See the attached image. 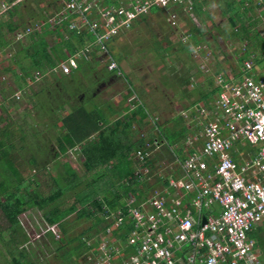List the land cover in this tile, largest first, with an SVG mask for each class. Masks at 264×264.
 Listing matches in <instances>:
<instances>
[{"label":"trees","instance_id":"1","mask_svg":"<svg viewBox=\"0 0 264 264\" xmlns=\"http://www.w3.org/2000/svg\"><path fill=\"white\" fill-rule=\"evenodd\" d=\"M17 1L19 0H0V6H13V8H16L17 5H20L19 8L22 9L25 5V12L20 10V15L22 14L20 19H29L27 21H30L33 26L39 22H47L49 19L48 9L55 5L54 0L49 1L46 5L47 0H26L22 4ZM102 1L103 5L119 7L122 0ZM255 1L224 0V5L220 7L223 16H230L231 13L235 14L230 16L228 25L223 28L225 36L231 41H236L243 34L240 39L246 38L252 42L253 47L257 48V45L263 44L262 41L264 42V40L259 33L253 35L250 33L245 25V19L242 17L243 12L252 11L255 13ZM57 5L58 7L63 6L59 2ZM258 8H261L264 15V6L259 4ZM240 10H243V12L241 13ZM157 11H160L159 7L151 9V12ZM201 13H203V9L197 4L194 16L199 15L201 17ZM6 14L0 15V42H4L6 37L2 29L4 26L10 33H14L23 24L29 23L27 21L21 23L11 20V17L15 16V12L10 11L8 18H5ZM194 16L191 18L193 19ZM148 20L149 17L144 14L137 22L141 21L148 25ZM69 23L68 20H64L60 23V26H56L60 41L54 46H49L44 38L29 37L34 38L40 47V53L38 54L30 53V51L24 53V58L30 62L32 71H42V69L48 67L54 69L67 59L69 60L70 55L75 54L77 50L91 44L92 36L87 30L70 31L67 28ZM28 29L32 30V28ZM194 30L200 31L198 27L190 28L185 35H189L192 42L190 45L181 48L182 53L188 59L191 57L189 53L194 51L199 42L195 38ZM23 34L25 36L33 35L27 30ZM65 34L68 35L67 38H65ZM121 34L110 41L109 44H106V52L100 47L93 49L88 54V58L78 60L76 70H80L83 75H90L91 79L97 83L99 80L96 78V74L101 66L97 61V56L102 55V59L108 56L107 66L102 67L105 72L111 59L121 66L120 64L125 60L123 54L125 47L122 49L118 45L121 37H124ZM174 35L172 36L168 32L166 36L159 37L158 33H153L148 41L153 42L152 47L157 56L161 57L163 55L165 57L164 55H167L168 57L172 51H175L176 41L172 40V37L178 39L175 31ZM20 52H17L18 55L21 54ZM15 57L17 56L15 55ZM162 59L165 60V58ZM260 60L261 58L258 59V63L261 62ZM9 61L13 68L15 65L20 64V61H14L13 57H10ZM116 72L117 70H113L111 73ZM172 72L175 75L178 71L173 68ZM186 73L181 74L179 78L176 75L174 77V83L180 84V86L184 85V93H187L189 87H191L190 70L188 69ZM211 75L206 77L210 84ZM23 80L25 81V78ZM32 81H35V78H32ZM205 85L208 88V83ZM129 87L127 93L123 95L124 101L120 106V108H124L125 114L113 121L109 120L101 110L87 109L84 103L88 102H82L79 94H72L64 99H61L62 96L58 97L61 100L60 108L64 113L63 118L52 124V126H48L47 130L36 132L33 139L35 145L16 146L14 138L17 134L11 128V125L7 124L2 130L0 129V214L8 223L4 230H0V249L5 256V262L0 261V264H117L118 256L122 255L117 252L119 246L120 250L125 249L124 245L128 246L123 251L124 254L129 249L134 248L133 244H128L131 234L135 230V221L130 210L134 206H140L150 196L168 188L169 177H183L184 173L180 162L184 161L187 155H183L184 143L188 141L193 124H196L191 115L185 116L184 114H181L182 123L176 119L177 114H175L165 121L159 115V122L154 124L152 113L143 102L146 94L140 93L139 95L132 90V85ZM42 91L38 92L37 97L40 96ZM215 91L213 92L215 93ZM202 96L203 98L193 102V105L198 104L206 97V95ZM131 98L133 99L130 100ZM38 100L40 105L44 107L46 102L41 99ZM89 100L91 99L89 98ZM207 103L211 104L209 101ZM44 108L48 112L47 115H50L48 107L45 106ZM128 109H131V111ZM6 111L9 112V109L5 107L4 112ZM138 117L139 120H137ZM3 120L4 117L0 115V122ZM5 121L7 120L5 119ZM135 122L138 123L139 128H134ZM54 126L57 127V132L53 136L50 130ZM144 127H152L153 130L148 132L144 130ZM19 131L22 132L20 139L24 141L26 139L24 132L27 131L22 127ZM145 132H148L147 136L142 135ZM42 134H45L47 139ZM52 139L56 140L53 142L54 146L49 145ZM46 141L48 144L45 145ZM148 145L153 146L148 148ZM177 145L179 147L175 149L174 147ZM48 146L50 150H48ZM147 148L155 150L146 162L141 161L139 158L135 159L137 151ZM18 150L23 156L28 155L27 162L30 163L29 165L32 168L33 166L38 167V171H43L46 168L40 166V156L49 155L50 152L54 151L53 159L56 160L61 157H69V153H79L84 159L83 168L85 173L97 177L90 184L94 190L86 195H82L81 191H78L74 202L70 206L64 207L63 203L67 194L79 188L81 181V177L71 163L66 161L63 165L67 177L59 176V174L57 177L53 176V184L45 190L35 179L36 175L26 177L20 171L16 161V151L18 152ZM133 162L136 163L134 169L130 167ZM146 167L148 172L143 170ZM113 177L115 180L111 179ZM61 178L63 182L60 181ZM110 186L117 187L118 191L111 189ZM131 198L135 199L134 203H131ZM170 205L171 202L167 206L170 207ZM34 214L41 216L42 224H40L42 231H44L43 235L49 239L52 249L47 247V249L38 250L35 248L32 234L36 230V225H39V221ZM73 216L75 218L70 220ZM80 221L90 222L91 225L79 234H71L70 231L73 226ZM101 236L110 238L107 248L109 259L104 258V250L101 249L100 242ZM250 236L256 239L257 247L260 249L264 260V224H256ZM124 260L125 258H123Z\"/></svg>","mask_w":264,"mask_h":264},{"label":"built area","instance_id":"2","mask_svg":"<svg viewBox=\"0 0 264 264\" xmlns=\"http://www.w3.org/2000/svg\"><path fill=\"white\" fill-rule=\"evenodd\" d=\"M186 1L130 0L120 7L68 1L66 7L82 18L69 29L87 30L93 41L62 63L61 71L76 70L78 56L88 58L95 48L106 52L107 43L131 30L154 7L164 9L169 24L177 25V7ZM259 3L264 5V0ZM1 9L8 10L4 5ZM96 10L99 19H91ZM250 57L231 79L216 76L220 90L214 105L198 106L202 148L180 162L183 177H169L168 188L130 210L135 230L128 244L134 248L124 264H264L250 236L256 224H264V66L256 64L255 55ZM202 68L210 70L207 65ZM108 69L122 74L116 61L111 60ZM152 118L154 124L160 120L157 115ZM244 144L252 150L243 151ZM148 148L137 151L136 157L146 162L155 150ZM143 170L148 172L147 167ZM105 243L104 250L109 241Z\"/></svg>","mask_w":264,"mask_h":264},{"label":"rangeland","instance_id":"3","mask_svg":"<svg viewBox=\"0 0 264 264\" xmlns=\"http://www.w3.org/2000/svg\"><path fill=\"white\" fill-rule=\"evenodd\" d=\"M26 0H19L17 2H20L19 4L24 3ZM52 2L51 0H47L45 3L48 4ZM209 3V7L207 8V12L209 14L208 16L201 15V19L196 16L194 17L193 21L198 23V26H203L204 24L207 25V27H202L203 29H210L212 27V38L211 36L206 32L205 37H203V40L206 41L202 47L206 50V55L203 56L199 47L198 50L196 49L193 54H190V59L187 58V56L182 53L181 48L184 46L190 45L192 41H189V39H184V33L188 32L190 28L193 26V22L187 19L185 17V13L183 15L179 14L178 23L175 26H172L169 24L171 29H169L168 24L166 20L161 17H158L157 19L154 18L152 15L149 16L148 25L144 24V22L137 27L135 24L134 30H131L129 33H127L119 42V47L122 49L125 47V50L123 51V54L125 56V60L122 63L121 71L125 72L127 75L125 78L128 83L133 84V89L136 91L139 95L140 93L146 94V97L143 98V102L145 105H147L149 108L153 110H159L160 117L162 116V120H169L173 114H177L176 119H178L182 123V117L181 112L186 106L185 99L188 100L189 103H193L195 99L198 98V91L196 92H187L184 93V85L180 86V84L174 83V77L179 78L181 74H187L186 72L188 69L190 70V75L200 76V72L197 70L199 67L203 71H205L202 66V63H206L208 60L210 62H214L215 60V52L224 55H221L222 59V66L224 68L231 65L233 62H238V58L241 56V59L245 57H249L243 51V49L237 48L236 46H231V42L224 40L220 38L218 35V31L215 30L213 26H226V20L222 18L219 14H217L218 9L214 3L215 0H205ZM18 7L8 6V10L5 12L4 10H0V15L7 13L5 18H8L9 12H15V16L11 17V20L19 21L21 23L26 22L27 18L20 19V10L21 12H25L26 8L25 5L20 9V5H17ZM19 8V11H18ZM205 8V7H204ZM179 9V12L185 11V12H193L194 10H191L190 7H188L187 4H183L181 8L177 7ZM55 11V10H54ZM53 12V11H52ZM49 14V13H48ZM55 15V14H54ZM53 15V16H54ZM52 16V15H51ZM52 16V17H53ZM52 17H48V21L39 22L37 25L33 26L30 21H27L29 23L23 24L21 28L17 32H11L7 33V30H5V36L8 37L13 50H7V52L2 53L0 51V62L4 61L5 59H8L11 56L16 55V50L19 48V45L26 46L27 42L29 41V37H35L37 39L45 38L47 39V42L49 41L50 46L56 45L57 41H59V37L51 34L53 32L52 25L54 21L52 20ZM51 20V21H50ZM141 22V21H140ZM256 30L264 33V21L257 22L255 21ZM32 28V30L28 29ZM160 30L161 36H166L168 32H171L170 34L172 36L174 35V31L177 33L178 39H175L172 37V40L176 41L175 51L171 54L163 55L161 57L157 56L155 51L152 49L153 42H149L148 40L152 37L153 33H155L157 30ZM27 32L33 33L31 36H25L23 33ZM164 31V32H163ZM188 36V35H187ZM190 37V36H189ZM214 37L220 41H217V43L212 42ZM20 39L19 43L18 40ZM148 41V42H147ZM219 42V43H218ZM128 46V47H127ZM215 48V49H214ZM201 49V48H200ZM187 53V52H185ZM17 58L19 59L18 55ZM162 58H165L162 59ZM22 60H24L23 57H21ZM107 58L103 59V62H105L103 65H106ZM242 62H238V64L241 65ZM192 65V67H191ZM197 65V66H195ZM209 68L213 67L210 66V64L207 65ZM176 69V74L174 75V72H172V69ZM123 72L121 75H123ZM19 73V72H18ZM14 77L11 73H3L1 71L0 67V115L4 117V120L0 122V129L2 130L7 124L11 125V128L15 130V133L17 134L16 138H14V144L16 146L24 145H35L34 143V134L39 131L47 130L48 126H52V124L57 123L58 120H62L63 118V111L59 110L57 108V102L60 101L59 98L56 99L59 94L64 95L72 92V84L66 79H63L60 85V90H57L55 87L53 88V95L48 96L49 98H46V104L50 110L54 109L55 114L54 115H47V113H44L45 110L42 108L40 104H38V99L35 97L36 91L39 90L43 86L48 85V78L45 77L46 74H42L38 76V80H36L34 83L30 82L27 83L21 79L20 73ZM205 73L204 75H206ZM83 79H80L76 75L73 76L74 80L76 81V89L80 90L81 85L78 86L80 83L78 81L80 80L84 84H88L92 86L93 88H97L99 85L94 84L93 80L91 79L90 75L84 74L82 75ZM207 76V75H206ZM45 77V78H44ZM127 77L130 78V80H127ZM186 77V76H185ZM47 78V79H46ZM72 78V79H73ZM203 79V78H202ZM28 80V79H27ZM123 80H117L112 86L107 85L105 87V92L102 93V96L100 95L98 97V101L108 99L110 97H113L114 100L117 101L122 100V96L124 93H127V89L130 88L128 83ZM29 81V80H28ZM21 87V88H20ZM75 89V90H76ZM78 90V91H79ZM103 90V89H102ZM39 92V91H37ZM80 96V95H79ZM60 97V96H59ZM89 96H86L82 101L89 100ZM101 99V100H100ZM37 100V102H36ZM88 102V101H87ZM93 102V99L90 101ZM44 106V107H45ZM98 106V105H97ZM6 109H9V112L6 111ZM96 105L95 103H92L90 105V109H95ZM48 109V110H49ZM186 109V108H185ZM180 112V113H179ZM156 115V114H153ZM5 119L7 121H5ZM202 120L203 118H200L199 121H196L194 125L192 126V129L189 133L188 141H190L192 144H200L202 141L199 139L201 138V129L202 126ZM179 122V123H180ZM20 127H22L27 132H24L26 134V139L22 141L20 137L22 136V132L19 131ZM57 127H53L50 130V133L54 136L56 135ZM47 133V132H45ZM42 136H45V134H42ZM192 137V138H191ZM43 138V137H41ZM47 139V136H45ZM186 141L184 144L189 145L190 142ZM24 142V143H22ZM43 142V141H42ZM48 144V142H45V145ZM37 148V147H36ZM48 150L49 146L47 147ZM53 152H50V154H46L41 157L40 166H45L46 168L43 169V171H38V167L33 168L29 165L30 163L27 162V156H23L22 153L18 150L16 151L18 162V168L20 171L24 174V176L29 177L31 175H36V180L40 183V186L42 189L47 190L54 182L53 176L57 177L61 176H67L64 169V163L66 161H69L73 168L76 170V172L81 177V181L79 184V188H76L74 191L67 194L63 206L68 207L70 206L74 200L75 195L78 193V191H81L82 195H86L89 192H92L94 190L93 186H90L91 182L95 178V175L93 174H86L85 169L83 168V158L80 154L75 153V158L73 155L69 153V157L67 158H59L57 161L53 159ZM137 157H135L136 159ZM39 166V165H38ZM113 171V170H112ZM103 172V171H102ZM114 174V173H113ZM114 178V177H113ZM111 178V179H113ZM61 182H63V179H60ZM45 187V188H44ZM48 192V191H46ZM80 193V194H81ZM101 195V194H100ZM99 195V196H100ZM35 215V214H34ZM33 216V215H32ZM35 218L38 219L39 225H36V230L33 231L32 237H33V243L35 245V248L38 250L44 249H52V245L49 242V239H47L43 234L44 231H42L41 224V216L35 215ZM75 216H73L70 220H73ZM41 223V224H40ZM91 224L86 223L84 221H80L77 224H75L70 231L71 234H79L83 230L87 229ZM8 226V223L6 220L1 216L0 214V230H4ZM95 232V230H93ZM104 238L102 239V241ZM104 243V242H103ZM44 244V245H43ZM47 245V246H46ZM106 243L102 244V248L106 247ZM125 247V246H124ZM123 256H118V261H123ZM105 259H109V255L105 257ZM0 261L5 262V256L4 253L0 249ZM115 261V260H114Z\"/></svg>","mask_w":264,"mask_h":264},{"label":"crops","instance_id":"4","mask_svg":"<svg viewBox=\"0 0 264 264\" xmlns=\"http://www.w3.org/2000/svg\"><path fill=\"white\" fill-rule=\"evenodd\" d=\"M68 1H70V0H54V3H55V5L52 7V8H49L48 9V13H49V16L50 17H52L54 14V16L52 17V20L54 21V23H53V27H52V29L51 30H53V32L51 33V34H53V35H55V36H57V28H56V26H60V23L62 22V21H64V20H68L70 23H69V25L70 24H72V23H74V24H76V25H80V22H81V16H80V14L78 13V12H71V10H69L66 6H67V2ZM81 2H87V3H89V4H95L96 6H101V7H104V6H107V5H103V1L102 0H80ZM112 2H114V1H116V0H111ZM123 1H127V2H129L130 0H122V1H120V6L122 5V2ZM224 0H215L214 1V3H215V5H216V7H217V9H218V12H217V14H219L220 16H222V18L224 19V20H226V23H227V25H228V20H229V18H230V16H232L234 13H231V15L230 16H223V11H222V9H221V5H224V2H223ZM235 1H237V2H239L240 0H235ZM56 2H57V4H58V2L60 3V4H62L63 6H61V7H58V5L56 4ZM185 4H187L188 5V7H190L191 8V10H194L193 12H185V11H182L181 12V15H183L184 13H185V17H187V19H189L190 21H192L193 22V26H192V28H194V27H198L199 29H200V31H195L194 30V32H195V38L199 41L198 43H197V45H196V47H195V49H194V51L197 49L198 50V47H199V50H200V52L201 51H203V52H201L202 53V55L203 56H205L206 55V50L202 47V45L206 42V41H204L203 40V37H205V34H206V32L211 36V38H212V27L210 28V29H203L202 27H207V25L206 24H204L202 27L201 26H198L197 24L198 23H196V22H194L193 21V19L191 18L192 16H194V12H195V6L197 5V4H199L200 5V7H202V9H203V13H201L202 15H204V16H208L209 17V14H208V12H207V8L209 7V3L207 2V1H205V0H187L186 2H185ZM246 4H248V3H246ZM259 0H256L255 1V6L254 7H256V11H255V13L254 12H252V11H249V12H246V13H244L243 12V10L241 11V13L243 14L242 15V17L245 19V25L247 26V28L250 30V33L253 35L254 33L256 34V33H259V35L263 38V40H264V33H262V32H260V31H258V30H256V25H255V21H257V22H262V21H264V15L262 14V11H261V8H258L259 7ZM119 6V7H120ZM264 6V5H263ZM115 7V6H114ZM205 7V8H204ZM98 7H96V9H97ZM55 10V11H54ZM98 10V9H97ZM97 10L96 11H93V13H92V15L90 16L91 17V19H94V20H96V19H99V15H98V12H97ZM100 10V9H99ZM53 11V12H52ZM6 12V11H5ZM4 12V13H5ZM52 15V16H51ZM148 15H152V16H154V18H158V17H161V18H163L164 17V19L166 20V22H167V18H168V13H166V11L165 10H162L161 8H160V11H157V12H150V13H148ZM235 15V14H234ZM147 17H149V16H147ZM195 17V16H194ZM198 18H199V20L201 19L200 18V16L198 15L197 16ZM210 18V17H209ZM140 19V18H139ZM138 19V20H139ZM138 20H136L135 22H134V25H133V27H132V29L131 30H134L133 28H135L134 26H135V24L137 25V27L138 26H140L141 24H142V22H137ZM202 20V19H201ZM51 21V20H50ZM202 22H204L203 20H202ZM167 24H168V27H169V29H171V27L169 26V23L167 22ZM69 25H68V30H70L69 29ZM214 28H215V30H217L219 33H218V35L220 36V38H222V39H224V40H227V41H229V42H231V46H236L237 48L239 47L240 49H243V51H246V52H248V54H246L247 56H249V57H245V58H243L242 59V61H240V59H241V56L238 58V62H242L241 63V65L240 64H238V62L236 63V62H233L231 65H229L228 67H226V68H224L223 66H222V59H221V55L223 56L224 55V53L223 54H220V52L219 53H217V52H215V60H214V62H210L209 60L206 62V63H200L201 64V66H203V65H208V64H210V66H213V67H211V68H209L210 70H209V72H205V71H203L202 69H200L199 67H196V68H198L197 70L200 72V76H194V75H190L191 76V79H190V82H191V87H189V90H188V92L190 93V92H196V91H198V98L197 99H195L193 102H195V101H197L198 99H200V98H203V96L202 95H206V97L201 101V102H199L198 104H195V105H193V103H189L188 102V100H186L185 99V103H186V106L184 107V109L182 110V112H181V114H184L185 116H190L191 115V117L193 118V121L194 122H196V121H199L200 120V118H203L200 114H198V112H197V108H198V106L200 105H204V106H209V104L207 103L208 101H209V103H212L213 105H214V102H215V99L217 98V93L219 92V88H217V86H216V81H215V78H216V76L218 75V74H223L224 76H226L227 78H230L231 79V77L230 76H233L234 74H236L237 73V71H239V70H241L242 69V67H243V62L244 61H246V60H248L249 58H251L250 56H253V55H255V57H253L254 58V60H255V62H256V64H261V65H263L264 66V42L262 41V43L263 44H261V45H257L258 47L257 48H255V47H253L252 46V42H250V41H248L246 38H243V39H240V38H242V36H243V34H241V36H240V38L238 39V40H236V41H231L228 37H226L225 36V34L223 33V28H225L226 26H224V27H222V26H213ZM3 29V33L5 34V30H7V33H10L9 31H8V29L6 28V26H4V28H2ZM230 29V28H229ZM131 30H129V31H127V33H129ZM71 31V30H70ZM127 33H122L121 35H124L125 36V34H127ZM156 33H158V35H159V37H163V36H161L160 35V30L158 29L157 31H156ZM169 33H171V32H169ZM187 33V32H186ZM186 33H184V36H186L185 34ZM193 34V33H192ZM6 35V34H5ZM171 35V34H170ZM189 36V35H188ZM68 37V35L67 34H65V38H67ZM57 38H58V36H57ZM5 40H4V42H0V51L2 52V53H5V52H7V50H13L12 49V45H11V43H10V41H9V39H8V37H5L4 38ZM121 39H122V37H121ZM44 40L47 42V39H45L44 38ZM59 40V39H58ZM19 41L20 40H18V43H19ZM60 41V40H59ZM92 41H93V38H92ZM189 41H191L190 39L188 40V43H189ZM217 41H220V40H218V38L216 39L215 37H214V39H213V41L212 42H214V43H217ZM58 42V41H57ZM38 42H36L35 40H34V38H29V41L27 42V44H26V46H23V44L22 45H20V44H18L19 45V48L16 50V56L18 55V51H21L20 53V55H18V57H22V55H23V58H24V53L25 52H27V51H30V53H33V54H38V53H40V50H39V45L37 44ZM219 43V42H218ZM2 44H4V45H2ZM47 44L50 46V44H49V41L47 42ZM58 44V43H57ZM119 44V43H118ZM201 48V49H200ZM95 49H97V48H95ZM153 49V48H152ZM215 49V48H214ZM65 50H67L66 48H65ZM80 50L81 49H79V50H77V52L75 53V54H72V55H70V57L69 58H71V57H74V56H77V54L80 52ZM255 50V51H254ZM194 51H192L191 53L193 54V52ZM104 56V55H103ZM13 57V59H14V61H16V60H18V61H20V64H17V65H15V67L13 68L12 66V64H11V62L9 61V58L8 59H5L4 61H1L0 62V67H1V71L5 74V73H11L14 77L17 75V73L20 75V77H21V79L22 78H25V81H26V83H27V86H28V83H30V82H32V83H34L36 80H38L37 78H38V76H40V75H42V74H46L45 75V77H47L49 80H48V85L47 86H43V87H41L39 90H37V91H41V90H43L42 91V93L40 94V96L39 97H37V95H38V92L36 91L35 93V95H36V98L37 99H41L42 101H44V102H46V98H49L48 96H51V95H53V88L55 87V88H57V90H59V91H61L60 90V85H61V83L60 82H62V80L63 79H66V80H68L69 82H71V84H72V92H70L69 93V95L68 94H64V95H61V94H59V96H62V98L61 99H64V98H67V97H69L70 95H74V94H79L80 96H81V101H82V99H84L86 96H89L90 97V99L92 100L93 99V102L92 103H95V105H96V107H95V110H101L107 117H108V119L109 120H115V119H117V118H119V117H122V115H124L125 114V112H124V108H120V106L123 104V101H124V96L123 95H121L122 96V100H118L117 101V99H116V101L114 100V98L113 97H110V98H108V99H105V100H101L100 102L98 101L99 99H98V97L101 95L102 96V93H104L105 91V87L108 85H113L115 82H117V80H121L122 78H123V80H125V78L124 77H126L127 75L125 74V72H123L124 70L123 69H121V70H123L122 72H123V75H119L117 72L116 73H111V72H113V71H111V70H109L108 69V67H107V71L105 72V71H103L102 70V67H105V66H107V64H108V56H105V58H107V61H106V65H103L105 62H103V57H102V55H99V56H97V61L101 64V66L99 67V69H98V71H97V74H96V78L99 80V82H97L96 84H98L99 86L97 87V88H93L92 86H90V85H86V84H84L83 82H81L80 80L78 81V83H80L79 84V86L81 85V89L78 91L77 89H76V81L74 80V78H73V76L74 75H76L77 77H79L80 79H83V73L79 70H74V71H72L71 73H69V74H65V73H63L62 71H61V68H60V65L58 66V67H55L54 69H50L49 67L48 68H45V69H42V71H32L31 70V64H30V62L29 61H27L25 58H24V60H22L21 58H17V57H14V56H11V58ZM83 57H81L80 55L78 56V58H77V60H80V59H82ZM259 58H261V62L260 63H258V59ZM112 60V59H111ZM13 61V62H14ZM68 61V59L65 61V62H67ZM22 62V63H21ZM64 62V63H65ZM103 63V64H102ZM123 63V62H122ZM122 63L120 64L121 65V67H122ZM195 66H197V65H195ZM212 72V73H211ZM217 72V73H216ZM205 73H207L206 75H204ZM210 74H212L210 77H212L211 78V84H210V82L206 79V77H209V75ZM38 75V76H37ZM44 77V78H45ZM32 78H35V81H32ZM46 78V79H47ZM73 78V79H72ZM203 78V79H202ZM29 81H28V80ZM127 80H130V78L129 77H127ZM126 81V80H125ZM93 82H94V80H93ZM127 83H128V81H126ZM206 83H208V88L207 87H205L206 85ZM94 84H95V82H94ZM111 85V86H112ZM128 85L129 86H131L132 85V87H134L133 86V84L132 83H128ZM76 89V90H75ZM103 89V90H102ZM216 90V91H215ZM213 91H215V93L213 92ZM214 94H213V93ZM101 93V94H100ZM100 94V95H99ZM58 96V97H59ZM79 96V97H80ZM57 97V98H58ZM60 98V97H59ZM207 98V99H206ZM133 98H131L130 100H132ZM91 100H87L88 101V103H84L85 104V106H86V108L87 109H90V105L92 104L90 101ZM85 101V100H84ZM36 102H37V100H36ZM60 102H61V100L60 101H58L56 104V106H57V108L59 109V110H62L61 108H60ZM83 102V101H82ZM86 102V101H85ZM38 104H40L39 103V100H38ZM73 103L71 102V105H72ZM98 105V106H97ZM198 105V106H197ZM47 107V106H46ZM148 107V106H147ZM42 108L45 110V108L42 106ZM186 108V109H185ZM49 109V108H48ZM148 109H149V111L152 113V115L153 114H156L157 116H159L158 114H159V110H153V109H151V108H149L148 107ZM50 110V109H49ZM91 110V109H90ZM93 110V109H92ZM128 110H130L131 111V109H128ZM55 111L56 110H54V109H52V110H50L49 111V114H52V115H54L55 114ZM44 113H48V112H46V110H45V112ZM180 113V112H179ZM62 114H64V113H62ZM196 114V115H195ZM173 115H175V113L173 114ZM137 120H139V117L137 118ZM171 126V125H170ZM134 128H139V125H138V123L137 122H135L134 123ZM149 127H144V130H146V131H152L153 129H152V127L151 128H149V130H147ZM203 129V128H202ZM202 129H201V131H202ZM144 132V131H143ZM148 132H145V133H142V135L143 136H147V134H148ZM154 134H155V132H154ZM192 138V137H191ZM54 141H56V140H53L52 139V141H51V144H49L50 146H54ZM188 142H190V141H188ZM179 147V145H177V146H175L174 148L175 149H177ZM201 148H202V143H200V144H192L191 142H190V144L189 145H187V144H184V149H183V155H186L185 156V158H188L191 154H194V153H196V152H198V151H200L201 150ZM241 148L242 149H244L243 151H250V149L252 150V147L250 148L249 146H246L245 144L244 145H242L241 146ZM72 154V153H71ZM79 154V153H78ZM73 155V157L75 158V154H72ZM58 159H56V161H57ZM83 161H84V159H83ZM65 164V163H64ZM132 169H134V168H136V163L135 162H133L132 164H131V166H130ZM65 173H66V171H65ZM62 175V174H61ZM65 177V176H64ZM67 177V176H66ZM97 177H95L94 179H93V181L96 179ZM112 180H115V178H113ZM110 188L111 189H115L116 191H118V189H117V187H111L110 186ZM120 191V190H119ZM121 192V191H120ZM119 192V193H120ZM104 238V240L102 241V239ZM110 241V238H107V237H104V236H101V238H100V242H101V247H102V244H104L105 243V241ZM104 242V243H103ZM125 246V245H124ZM128 246L126 245L125 246V249L127 248ZM108 248V247H107ZM119 249H120V246H119ZM125 249L124 250H119V254H122V255H120V256H124L125 255V259H127L128 257H129V255L130 254H132L133 253V250L132 249H129V251L126 253V254H124V252L123 251H125ZM104 250V249H103ZM108 249H106V250H104L103 251V255H104V258L107 256V254H108ZM119 263H122V264H124V261H122V262H119V261H117V264H119Z\"/></svg>","mask_w":264,"mask_h":264},{"label":"clouds","instance_id":"5","mask_svg":"<svg viewBox=\"0 0 264 264\" xmlns=\"http://www.w3.org/2000/svg\"><path fill=\"white\" fill-rule=\"evenodd\" d=\"M80 1V0H79ZM84 2V1H83ZM84 3H86V4H89V3H87V2H84ZM162 10H164V9H162ZM167 22H168V20H167ZM169 23V22H168Z\"/></svg>","mask_w":264,"mask_h":264}]
</instances>
